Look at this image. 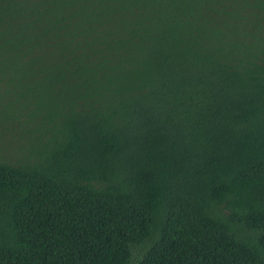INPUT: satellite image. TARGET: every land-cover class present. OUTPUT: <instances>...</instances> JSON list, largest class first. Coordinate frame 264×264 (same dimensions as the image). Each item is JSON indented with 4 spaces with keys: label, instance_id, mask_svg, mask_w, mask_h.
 Instances as JSON below:
<instances>
[{
    "label": "trees",
    "instance_id": "1",
    "mask_svg": "<svg viewBox=\"0 0 264 264\" xmlns=\"http://www.w3.org/2000/svg\"><path fill=\"white\" fill-rule=\"evenodd\" d=\"M0 264H264V0H0Z\"/></svg>",
    "mask_w": 264,
    "mask_h": 264
}]
</instances>
